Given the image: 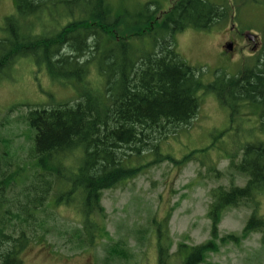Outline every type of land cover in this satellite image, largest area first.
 Here are the masks:
<instances>
[{"label":"trees","instance_id":"16d2710c","mask_svg":"<svg viewBox=\"0 0 264 264\" xmlns=\"http://www.w3.org/2000/svg\"><path fill=\"white\" fill-rule=\"evenodd\" d=\"M15 1L20 17L50 8L55 28L33 36L17 17L8 16L7 36L0 39V72L17 58L31 56L52 80L66 78L78 90L71 101L28 107L23 120L34 135L22 162L14 163L0 152V264H23L29 245L45 241L56 229L52 221L61 207L71 208L79 219L78 225L61 233L71 249L92 248L107 239L102 246L103 264L128 263L133 253L127 235L112 240L107 230L103 191L135 177L146 165L165 160L182 164L214 147L190 150L181 159L160 150L161 138L196 116L201 93L212 94L230 121L241 117L243 108H251L264 134V27L261 52L249 66L204 83L196 68L175 50L173 36L189 27L210 28L226 16L224 3L175 0L161 18L154 1L123 7L121 12L113 0ZM252 1L264 4V0ZM145 37L152 38L149 47L138 43ZM92 70L104 78L99 85L90 79ZM147 150L152 160L142 163L139 154ZM224 154L245 183L235 185L234 174L228 187L210 189L209 238L193 245L179 242L173 253L165 222L152 216L155 264H170L171 257L179 260L177 264H204L219 244H238L252 232L260 233L264 251V214L259 210L264 193V137ZM203 158L210 161L208 156ZM240 205L251 208L240 233L221 235L224 211ZM147 230L132 228L138 244L144 243Z\"/></svg>","mask_w":264,"mask_h":264},{"label":"rangeland","instance_id":"374dc122","mask_svg":"<svg viewBox=\"0 0 264 264\" xmlns=\"http://www.w3.org/2000/svg\"><path fill=\"white\" fill-rule=\"evenodd\" d=\"M147 1H154L159 6L162 18L175 0H113V4L121 12L123 7L132 6V9L136 3ZM210 1L227 5L224 18L208 29L189 27L173 36L175 50L186 63L196 68L204 83L221 73L234 75L242 67L249 66L261 52L264 27V4L252 0ZM15 4V0H0V39L7 36L6 18L10 15L17 17L25 32L33 36L43 35L46 28L50 31L55 28L50 8H44L38 15L20 17ZM151 40V37H145L138 43L143 42V46L149 47ZM230 40L234 42L231 49L228 47ZM90 74V79H96L91 80L98 85L104 81L94 70ZM67 80H52L31 56L17 58L10 68L0 72V152L5 154L4 157L12 158L14 163L22 162L31 147L34 131L23 120L28 107L71 101L77 96L78 86ZM258 125L259 119L251 108H243L241 117L230 121L228 112L212 94L201 93L196 116L190 124L161 138L160 150L181 159L190 150L211 144L214 147L197 153L199 158L195 156L182 164L165 160L146 165L135 177L103 191L101 203L111 239L127 235V246L133 253L128 263L120 264H155L154 226L149 221L152 216L161 224L165 222L170 253L176 251L179 242L193 245L209 238L210 189L219 185L228 187L234 174L235 185L245 183V178L229 167V160L222 152H233L246 142L264 137ZM225 129L227 131L219 136ZM139 156L142 163L152 160L148 150ZM206 156L211 162L203 158ZM134 158L137 159L132 157V160ZM259 206L260 213L264 214V193L259 197ZM250 212L251 208L245 205L227 208L219 224L220 234L240 233ZM52 223L56 229L47 234L45 241L33 242L23 252V264H103L102 246L107 239L92 248L80 250L71 249V244L65 241L66 236L61 235L66 228L79 224L71 208L56 209ZM134 227L148 228L143 234L142 245L131 231ZM259 239L260 233L252 232L238 244H219L218 250L211 252L204 264H264ZM170 260V264L179 261L175 257Z\"/></svg>","mask_w":264,"mask_h":264},{"label":"water","instance_id":"95a60500","mask_svg":"<svg viewBox=\"0 0 264 264\" xmlns=\"http://www.w3.org/2000/svg\"><path fill=\"white\" fill-rule=\"evenodd\" d=\"M248 37H249L251 40L253 39V37H251L250 35H248ZM228 47L231 49V48H232V47H231V44H229Z\"/></svg>","mask_w":264,"mask_h":264},{"label":"flooded vegetation","instance_id":"af4514ba","mask_svg":"<svg viewBox=\"0 0 264 264\" xmlns=\"http://www.w3.org/2000/svg\"><path fill=\"white\" fill-rule=\"evenodd\" d=\"M229 43H230V44H233L234 42H233V40H230Z\"/></svg>","mask_w":264,"mask_h":264}]
</instances>
